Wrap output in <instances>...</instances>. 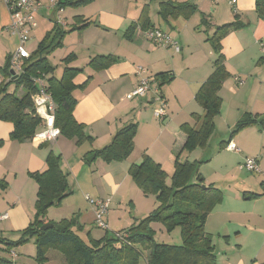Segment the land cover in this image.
Here are the masks:
<instances>
[{
    "label": "crops",
    "instance_id": "obj_1",
    "mask_svg": "<svg viewBox=\"0 0 264 264\" xmlns=\"http://www.w3.org/2000/svg\"><path fill=\"white\" fill-rule=\"evenodd\" d=\"M35 1L43 6L35 15L38 24L35 28L45 22V34L51 31L52 23L62 19V15L67 14L65 17H68L65 25L62 24L65 30L81 25L76 17L91 22L86 28L67 34L62 49L67 51L64 58L70 54L76 56L70 67L83 69L74 79L77 86L85 85L91 77L84 88L79 87L75 91L77 105L74 117L85 125V131L93 141L78 146L75 139L63 135L53 142L12 141L13 125L0 122V140L5 141L0 148V183H6V187L0 185V214L8 216L0 222V238L17 239L14 233L26 229L34 220L38 185L30 173L46 170L50 152L61 156V167L68 175L72 194L60 206L49 209L45 222L75 219L82 227L78 231L82 237L91 226L98 228L87 196L109 200L106 222L109 228L111 226L118 232L119 228L124 230L133 222L130 211H135L134 216L139 218L142 213H137V209L142 208L147 214L154 210L155 197L145 196L129 174L130 167L140 164L145 154L162 166L169 177L168 182L179 157L182 162L201 163V175L207 184L216 187V183L205 174L206 164L212 159L205 150L220 126L233 132L244 114H250L256 122L241 132L257 128L260 142L257 150L253 151L245 146L241 150L237 146L240 149L237 154L244 155L240 160L244 157L256 158L261 173H264V128L261 125L264 119V15L257 12V0H237L234 6L229 0L219 3L211 0H172L196 6L195 13L188 18L159 16L162 0H95L84 7L63 10L51 6L52 0ZM145 7L154 29L171 36L181 47L180 53L172 47L149 42L141 28L132 38L126 36L128 29L139 21ZM236 21L244 26L228 33L222 41L225 66L231 76L219 92L222 106L215 118L214 132L205 148L186 152L184 147L188 136L184 125L196 131L202 126L205 112L195 97L213 73L217 58L209 40L217 27ZM11 23L9 8L4 0H0V68L4 67L19 43L9 31ZM37 29L32 31L31 40L38 34ZM40 42L32 46L30 54ZM102 55L115 56L117 62L101 71L88 66L93 58ZM139 67L147 69L148 76L153 78L144 98L131 97L142 77L137 73ZM161 73H168L172 81L160 86L162 80L156 76ZM163 104L166 116L157 118L155 111ZM130 123L137 124V134L135 148L129 158L112 162L97 158L92 163L87 162L88 157L108 146L116 133ZM232 132L228 142L220 143L221 150L229 153L234 152L227 150L228 143L238 138V133L232 135ZM185 153L188 154L186 160ZM243 183L244 190H234L230 195L232 197L223 194L222 202L206 223V231L213 241L217 237L218 242H224L221 250H217L215 244L218 264H264V227H257L258 219H264V211L255 215L256 212L247 209L250 202H262L260 207L264 210V191L253 190L245 180ZM261 185L264 189V182ZM246 193L262 196L248 200L244 197ZM112 215H118L117 223L113 222ZM74 230L77 231V228ZM249 242L250 247L247 246ZM246 247L252 252L244 253ZM4 255L16 264H37V248L33 241ZM63 262L66 263L60 252L49 251L46 264H65Z\"/></svg>",
    "mask_w": 264,
    "mask_h": 264
},
{
    "label": "trees",
    "instance_id": "obj_2",
    "mask_svg": "<svg viewBox=\"0 0 264 264\" xmlns=\"http://www.w3.org/2000/svg\"><path fill=\"white\" fill-rule=\"evenodd\" d=\"M95 0H58L57 8H79L93 3ZM257 12L264 15V0H257ZM196 11V6L189 3H176L172 0H162L159 3L158 15L162 18L190 17ZM77 23L65 30L58 21L52 31L48 32L39 43L37 49L28 59L23 61L22 70L12 75V54L7 58L4 67L0 68V122L11 123L13 131L10 140L25 142L33 140L35 134L42 127V120L35 115L33 96L39 92L37 79L47 83V91L56 104V127L61 135L75 139L76 144L82 145L93 141L85 131V125L74 117L77 105L75 91L85 85L77 86L75 77L83 69H75L69 65L76 56L68 55L62 60L64 65L60 78L55 77L57 68L48 59L49 54L63 46L67 34L80 31L91 22L83 17H76ZM241 22H232L217 27L210 38L211 45L217 58L214 61V71L204 82L196 94L197 102L205 112L201 128L196 131L184 125L187 133L186 152H193L198 148H205L214 132L215 118L220 113L222 98L219 95L223 84L230 78L225 66L222 53V41L228 33L240 29ZM153 30L145 7L139 21L133 24L126 36L132 38L137 29ZM117 62L112 55L93 58L89 67L95 71L108 69ZM168 73L156 76L161 79L160 86L170 83ZM256 122L250 114H244L233 129L235 135ZM264 128V119L261 120ZM137 134V124L130 123L121 128L112 142L94 152L96 159L105 162L123 161L129 158L135 148L134 139ZM231 142V141H230ZM5 141L0 140V148ZM47 168L43 172L30 173V177L38 185L35 203L36 216L24 230L14 233L17 239L0 238V264H16L4 254L11 252L33 241L37 248V264H46L50 250L60 252L67 264H139L141 257L146 254L147 264H218L215 243L206 231V223L210 214L223 200V192L213 184H207L200 173L201 163L175 161L174 174L168 183V175L162 166L149 155H144L140 164H134L129 169L134 183L147 197H155L157 207L145 219L134 224L132 228L114 235H106L100 240L89 236L85 239L78 231L82 230L75 219H63L49 223L47 230L45 218L49 209L60 206L63 200L72 194L68 175L61 167V156L53 152L47 157ZM0 185L6 187L2 181ZM261 194L246 193L245 199L251 200L261 197ZM75 221V222H74ZM153 222H162L169 230L176 226L181 228L182 245L158 243ZM77 228V231L74 228ZM123 231V230H122ZM80 232V231H79ZM108 233V232H107Z\"/></svg>",
    "mask_w": 264,
    "mask_h": 264
},
{
    "label": "rangeland",
    "instance_id": "obj_3",
    "mask_svg": "<svg viewBox=\"0 0 264 264\" xmlns=\"http://www.w3.org/2000/svg\"><path fill=\"white\" fill-rule=\"evenodd\" d=\"M54 1L58 2V0H54ZM50 5L52 6V3H50ZM51 9H53V7ZM67 13H70V12H67ZM66 15H62L63 16L62 19L58 20L60 24H63L66 22V18H68V17H65ZM52 24L53 26L51 28V31L53 30L55 23H52ZM36 25L38 24L36 23ZM37 28H35V30ZM38 30H39L38 34L31 40L30 44L28 42L29 45H26V48L28 51H30L32 46L36 45L38 42H40L43 39L44 34L46 32L45 22L41 24V26L37 29V31ZM62 48L63 47L56 49L54 52H52L48 56L50 63L57 68L55 75H54L57 78H60L61 73L64 68V65L62 64V58H64L67 54L66 49L64 50ZM11 73L12 75H14L16 73V70L12 69ZM231 132H232V129H228L227 127L220 126L217 132L215 133V136L212 138L210 145L206 148L205 150L206 153L208 154L210 158H212L211 161L208 164H206V168H205L206 177L211 182L216 183V187L220 189L223 192V194L227 196L228 195L230 196L231 193L234 192V190L236 189L245 188L243 187L244 180L248 184V187H251L253 190L263 192L264 189L261 183L264 182V173H261V172L250 173V172L240 170V165L244 163L245 157L243 158V160H240V158L244 155H238L235 152L229 153V152H225L224 150H221L220 143L225 142V141L228 142V138ZM237 135H238V138L234 139V142L237 144V146L241 150L244 146L249 151L257 150V147L260 142V132L257 128L249 129L248 131H244V132H239ZM187 156L188 154L185 153L184 160L187 159ZM98 161L100 162L101 160L99 159ZM168 183L170 184V181ZM249 192H252V191H249ZM154 203H155L154 206L156 208L158 205V203L156 202V199L154 200ZM261 205H262V202H254V203L250 202V204H247L248 206L247 209L249 211L256 212L255 215H261L262 211H264L263 207H260ZM122 212H124V210ZM130 213L133 217V222L131 223V225L126 227V229H124L123 231L121 228H119V231L121 230V233L126 230H129L130 228L134 226V224L138 223L142 219H145L150 214V213L149 214L145 213V211H143L142 208L137 209V213H142L141 217L139 218H136L134 216L135 211H130ZM117 218H118V215H112L113 222L117 223L118 222ZM95 220H96V215H95ZM258 220L259 221H258L257 227L263 228L264 219L259 218ZM152 227L156 232V241L158 243H164V244H170V245H182L183 238L181 234V228L179 226H176L174 228H171V230H169V228L162 222H153ZM110 228L108 227V233H107L105 230H102L100 228L96 229L95 227L91 226L87 230V232L83 233V238L86 239L90 234V237H92L93 239L100 240L104 238L107 234L114 235L115 232H118V231H115L116 229L113 230L111 226ZM245 235H247L248 237V233ZM249 236H251V234ZM214 242L217 245V250H221V247L224 245V242H222L221 240L220 242H218L217 237L214 238ZM247 246L250 247L251 243L249 242ZM249 247H246V251L244 253L249 254V252L250 253L252 252L251 248ZM146 254H148L147 251L144 252V255L141 257L139 264H147L146 256H145Z\"/></svg>",
    "mask_w": 264,
    "mask_h": 264
},
{
    "label": "built area",
    "instance_id": "obj_4",
    "mask_svg": "<svg viewBox=\"0 0 264 264\" xmlns=\"http://www.w3.org/2000/svg\"><path fill=\"white\" fill-rule=\"evenodd\" d=\"M214 3H219L221 0H211ZM7 4L12 17V23L9 26V31L12 35L18 38V46L12 54V69L19 73L22 70L23 61L30 57V52L26 45L31 40V33L36 27L35 15L42 9V4L35 0H4ZM53 7H57V2L51 1ZM229 3L234 6L237 0H229ZM62 25V24H61ZM65 25V23H63ZM145 38L158 46L172 47L176 52H181V47L178 43L167 33L160 29H153L145 31ZM137 73L142 75L139 85L134 89L131 97L144 98L153 80L148 76V70L139 67ZM39 86V92L33 96L35 106V115L39 117L42 122L41 129L35 134L34 139L40 142H53L61 135L60 129L56 127V104L50 93L47 91V83L43 79L36 80ZM240 84L242 83L239 81ZM157 118L166 116L165 104L159 110L155 111ZM227 150L240 153V149L236 143L229 142ZM240 170L258 173L261 172L259 163L256 158H246L244 163L240 165ZM87 201L93 207L96 215V226L102 230H108L106 217L109 211L110 202L105 199H94L87 196ZM7 215L0 214V222L7 219Z\"/></svg>",
    "mask_w": 264,
    "mask_h": 264
},
{
    "label": "water",
    "instance_id": "obj_5",
    "mask_svg": "<svg viewBox=\"0 0 264 264\" xmlns=\"http://www.w3.org/2000/svg\"><path fill=\"white\" fill-rule=\"evenodd\" d=\"M95 159H96V155L93 154V155H91L90 157L87 158V162H88V163H92ZM50 226H52V225H50V224H46L45 226L42 227V230H43V231H44V230H47Z\"/></svg>",
    "mask_w": 264,
    "mask_h": 264
}]
</instances>
